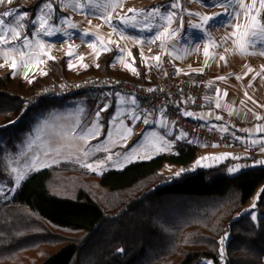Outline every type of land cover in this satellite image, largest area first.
I'll list each match as a JSON object with an SVG mask.
<instances>
[{"label":"trees","instance_id":"1","mask_svg":"<svg viewBox=\"0 0 264 264\" xmlns=\"http://www.w3.org/2000/svg\"><path fill=\"white\" fill-rule=\"evenodd\" d=\"M44 2L18 0L19 10L32 21ZM131 51L135 72L116 65L118 50L112 47L83 70L70 68L62 56L32 81L1 75L0 135L10 121L60 98L23 109V96L54 79L104 75L156 86L158 70L146 66L138 47ZM4 154L0 151L3 167ZM199 154L200 146L184 139L175 153L102 175L68 164L33 173L12 200L0 201V264H220L218 241L226 233V264H264V166L234 175L228 163L185 169ZM166 164L183 171L168 176L162 171ZM259 188L258 222L249 214L235 218Z\"/></svg>","mask_w":264,"mask_h":264},{"label":"rangeland","instance_id":"2","mask_svg":"<svg viewBox=\"0 0 264 264\" xmlns=\"http://www.w3.org/2000/svg\"><path fill=\"white\" fill-rule=\"evenodd\" d=\"M187 1L190 0H180L181 9L179 11L183 14L182 27L180 16L178 15L174 17V22L170 26L171 31L173 29L180 28H186L187 30V27H189L191 24L201 23V20L198 17L204 16V14L208 16H215L220 13H225L226 11L231 12L235 10V6H232L227 10L223 8L221 10H218V13H215V9L211 7H203L202 3H200L199 0H192V3L190 5L187 4ZM51 2L52 8L54 9V19L57 22L56 34L47 37H39V39H43L45 41L43 52L47 53V55L40 54L38 56V59L40 61L39 63H36L34 60L28 69L18 67L14 73L11 69V58L7 63H5L2 54H0V65H2L0 66V76L11 72L15 77L32 81L38 76L45 75V73L49 71L50 63L54 59L62 56L68 57L69 64L73 66L71 68H74L76 70H83L91 64H96L97 58L101 54V52L105 51V48L111 49L112 46L116 43H118V56H121V59L119 61L116 60V64L121 65V63L124 62L123 64L125 66L127 65L131 68H134V66L131 65L133 63V55L132 51L129 50V46L130 44H135V42L130 40V43H127V39L125 41L124 39L120 41V39L118 38L120 36L119 33L113 32L112 27H110L104 19L100 18L99 12L94 10L90 5H86L85 0H64L63 4L61 3V0H51ZM170 2L158 4L154 0H124L122 6L116 7L112 11V22L115 23L126 15L130 16V9L140 11L152 9L157 6L166 7ZM244 2L246 6H251L252 4V0H244ZM45 3L46 2H44L43 5H45ZM77 4L84 5V7L76 8L75 5ZM43 5L39 7L37 16L40 14ZM19 8L20 6L18 4V0H11L10 3L8 2V0H5L3 4H0V14L9 11H15L17 15L27 14L26 16H24L22 22L27 28V34L33 37L32 43L34 45L36 37L32 32L33 25L29 20V14L26 11L19 10ZM45 11H47V9H45ZM85 12H89L91 14L85 15ZM254 12H259V19L264 21V10L259 8V0H257V7ZM189 13H191L192 15H189ZM64 18L68 19L65 20ZM218 18L224 19V17ZM4 19L6 21H9L12 18L4 17ZM236 22L237 21H233V23ZM250 22L251 17L249 16L243 21V24L249 25ZM68 24H74L76 27L74 29H70L68 27ZM116 27L118 29H121L122 25L117 23ZM216 28L219 27L209 28L207 30V34L203 37H201V34L198 31L192 29L189 35L190 39L195 41L199 38H206L207 40H209L212 47V49L209 50V54L210 51L211 53H215L216 50H220L219 42L217 40V34L220 33V30L215 33L212 32ZM228 28L232 27L230 26ZM122 30L126 34H129L133 37H139V32L140 34L145 35V37H152L155 32L154 29L153 32H149L148 35L146 34L148 33L146 31H138L131 28H123ZM244 31L245 27L242 26L240 32L243 33ZM84 32H88L89 35L85 36L83 34ZM226 33L231 34V31L226 30ZM24 35L25 33L21 32V40L23 39ZM183 38H187V33L184 32L182 33L181 37H179L178 32L173 39L167 41L164 49L161 48V44L163 42L157 40L156 42H159L161 49V54L159 56L161 59L160 61L156 60L157 63H160L161 61L163 62L164 57L168 55V53H166V50H174L184 47ZM109 41H111V43H109ZM20 42L21 41H15L11 43L19 44ZM89 44H93L95 46L89 47ZM145 44L147 45L148 43ZM148 46L151 45L148 44ZM258 49H264V44L258 45ZM23 50L26 53L28 52L27 49ZM69 53H71V56L69 55ZM253 55L256 56V58H253L254 62H261L262 64H264V54H261V52L257 50ZM11 56L12 54H10V57ZM168 56L170 57V63L173 66V56ZM81 57L83 59H80ZM153 57L156 56L147 55L144 58H147V60L145 61H148L147 66L149 68L158 70L160 66H158V69L154 68L155 66H152L155 61ZM14 58L17 60L19 65L21 57L18 54H15ZM85 65L87 67H85ZM25 71H27V79L25 78ZM87 78L88 77L83 79ZM83 79H70L67 82L80 81ZM54 82L66 81L54 79L53 83ZM50 85H48L47 87H49ZM47 87H44L42 89H45ZM42 89L35 91L29 95L23 96V109L27 108L28 106L34 107L35 105L41 103L45 98H47H42V101H39L37 103H27L31 97L32 99H35L37 93ZM120 97L125 98L123 105L120 102ZM104 107L105 106H103L102 108L98 107L95 98L90 95H78L70 98L60 97L59 99L52 101L50 104L44 106L43 108L37 109V111L34 112L27 113L22 118L16 119L14 121L15 123H12V126H10L7 130L2 131L0 135V151L5 150L4 162L6 165L4 167L0 166V189H2V191H0V201L6 202L12 200L21 185L24 183L22 182L19 187H16L10 176L11 168L17 167L18 169L23 170V166L26 163L30 162L29 158L32 156V154L34 152L42 153L45 148L50 147L53 149H59V153L56 154L50 152L47 158L50 162L53 160H55V162L50 163V166L43 167L40 170L47 169L53 166L68 164L70 165V167L82 168L96 174L101 170L102 174L109 169L123 170L128 164L132 162L151 160L160 153H155V151H152V148L154 146L152 140H155L159 144L158 135H160L159 132L154 128H147L142 123L140 125L141 133L139 135L133 133V129L136 126L137 121L132 119L128 112L135 108V112L140 115L141 111L139 110V103L133 106L128 101L126 96H119L113 102V105H109L107 107L106 111H101V109H103ZM97 112L100 113L98 123L101 126V131L99 132V134L95 138L91 139L82 140L77 138L76 134L79 133L80 129L84 125L96 121ZM113 121H115V124H113ZM129 121L133 122V124H129ZM72 127H75V132H68L67 130ZM126 127H131L132 132L130 134L126 133V138H121V136L118 134L117 129H119L120 131H125ZM108 133H112L111 140L107 139ZM149 133H156V135L151 136L149 135ZM29 141H32L31 146L29 145ZM193 141L197 142L195 140ZM102 143L107 146L106 151H92L89 155H85V153L88 152L89 149H92L93 146H98ZM116 148H119L120 150H116ZM116 153H119L120 155L117 158L115 156L117 155ZM133 153L135 154V159L127 163L122 168L109 166L113 161L122 160L125 154ZM108 155L112 156L111 161L107 159ZM99 161H102V163H99ZM86 163H92L93 167L96 168L97 171H92L84 166ZM207 166L208 165H205L204 167ZM180 170L181 168L166 164L163 167L162 171L166 175L170 176L179 173ZM35 172L37 171H33L31 175ZM228 172L230 174H235L230 171ZM261 189L262 188H259L257 190L251 201L239 213L235 215V218H239L244 214L250 213L256 215L257 218L260 216V212L257 209V202L259 200ZM226 234L228 238L226 244L224 245V248L226 247L227 242L230 238V233ZM225 235H223V237ZM206 263L214 264L212 261H206ZM220 264H226L225 253L224 257L221 258Z\"/></svg>","mask_w":264,"mask_h":264},{"label":"snow or ice","instance_id":"3","mask_svg":"<svg viewBox=\"0 0 264 264\" xmlns=\"http://www.w3.org/2000/svg\"><path fill=\"white\" fill-rule=\"evenodd\" d=\"M5 0H0V4H3ZM10 3L11 0H8ZM64 0H61V3L63 4ZM124 0H85L86 5H90L94 10L99 12L100 18L104 19L106 23L109 24L110 27H112L113 32H118L122 39H129L134 41L135 43H148L153 44L157 40L162 41L161 48L164 49L165 45L168 40L173 39L179 29H173L172 31H169L171 24L174 22V17L180 16L181 21V27L183 23V14L179 11L181 9V3L180 0H171V2L166 7L157 6L152 9L148 10H140L137 11L135 9H130L129 12L131 13L130 16L126 15L122 17L119 21L113 23L112 22V11L116 7L122 6ZM200 3H202L205 7H223L226 10L232 6H235V10L225 13H220L215 16H201L199 19L201 20V23L199 24H191L190 27L196 31H198L201 34V37L205 36L207 34V30L211 27H222L224 24H229L233 31L230 34L229 38L226 39H232V43L236 45L237 51L240 55L246 56V55H252L255 51L259 50L261 54H264V49H258V45L264 44V21L259 19L260 13L254 12V10L257 7V0H252L251 6H246L244 0H199ZM76 8H82L84 5H75ZM259 8L264 10V0H259ZM47 9V11H45ZM75 10V8H74ZM176 10V11H173ZM54 9L52 8V2L51 0H46L45 5L42 6V10L40 14L31 21V24L33 25L32 32L34 36L36 37L35 44L33 45L32 40L33 37L29 36L27 34V28L25 24L22 22L24 19L23 15H17L15 11H9L4 12L3 14H0V54H2L3 59L5 63L8 62V60L11 58V69L15 73L18 67H21L23 69H28L29 66L33 63L35 60L36 63H39L38 56L40 54L47 55V53L43 52V49L45 47V41L43 39H39V37L44 36H52L56 34V28H57V22L54 19L53 15ZM85 15H90L91 13L85 12ZM189 15H192L189 13ZM251 17V22L249 25H244L243 21L247 19L248 17ZM4 17H11L12 19L9 21H6ZM218 17H224V19H219ZM67 20L68 18H64ZM233 21H237L236 23H233ZM122 25L121 29H118L116 27V24ZM245 27V31L243 33L240 32L241 27ZM68 27L70 29H74L76 26L74 24H68ZM123 28H131L138 31H148L153 32L155 29L154 35L145 41L143 38L140 37H133L129 34H126L122 29ZM21 32H24L25 35L23 39L21 40ZM85 36L89 35L88 32L83 33ZM15 41H21L19 44L17 43H11ZM111 43V41H109ZM95 45L89 44V47H94ZM23 49H27L28 52L26 53ZM105 51H108L109 49L105 48ZM227 51V49H225ZM10 54L12 56L10 57ZM15 54H18L21 57V61L18 65L17 60L14 58ZM71 56V53H69ZM205 56H208L207 50L205 51ZM26 57V58H25ZM51 58V57H49ZM80 59H83L82 57ZM121 59V56L117 57V60L119 61ZM147 59V58H145ZM153 59L160 61V57H153ZM220 60H225V57L221 56ZM208 61H205V64L207 65ZM2 66V65H0ZM98 66V65H97ZM159 66V64L157 65ZM69 67H73L71 64H69ZM85 67H87L85 65ZM126 67H129L126 65ZM131 71L135 72V68H130ZM251 71V69H250ZM46 74V73H45ZM25 78L27 79V71H25ZM239 79V77H236ZM217 79L224 80L225 77H218ZM251 86V85H249ZM148 91H155L154 89H148ZM219 89L216 90L217 95L219 96ZM119 96V94H117ZM223 95L226 97L227 92L225 91ZM247 95V93L245 94ZM124 97H120V102L123 105L124 103ZM128 101L133 105L138 104V99L134 96L127 97ZM205 99H209L208 97H205ZM251 99V97H249ZM110 105L109 101L105 102V107L101 109V111H106L107 107ZM216 108H221V103L219 99L216 101ZM226 108L228 106H225ZM128 114L132 117V119L136 120L137 122L141 121V116L135 112V108H133L131 111L128 112ZM163 114V113H162ZM187 116H193V113L187 112L184 113ZM229 114H231V110L229 109ZM99 115L100 113H96V121L90 122L87 125H84L79 133H77V138L79 139H91L95 138L99 132L101 131V126L99 125ZM216 120H221L222 117L217 115L215 117ZM257 119H260V117L257 115ZM142 122L147 125L149 124V120L147 118H143ZM11 123H15L10 121ZM153 123H159L161 128H167L168 125L163 122H156L153 121ZM113 124H115V121H113ZM7 127V126H5ZM68 132H75V127H72L67 130ZM118 134L121 136V138H126V133L130 134L132 132L131 127H126L125 131H120L117 129ZM226 131V129H225ZM258 131L264 132V127L258 128ZM166 135H171V133H165ZM151 136H155L156 133H149ZM249 136H251V133H249ZM112 133L107 134V139L111 140ZM179 138H186V134L181 132L179 134ZM247 142V141H245ZM251 142L256 145L257 144V138L252 137ZM29 145H32V141H29ZM173 145L169 143V141L165 140L163 135L160 137V145L156 146L154 145L152 148V151H155L157 153L163 152L167 149H170ZM262 150H264V145H261ZM99 150H107V146L103 143L98 146H93L92 149H89L88 152L85 153V155H89L92 151H99ZM53 152L58 154L59 149H53V148H45L43 152H34L32 156L29 158L30 162L26 163L23 166V170L18 169L17 167L11 168V179L15 183L16 187H19L22 182H25L31 175L33 171H38L43 167L50 166V163H54L55 160L49 161L48 156L49 153ZM43 157V158H42ZM226 157H211V158H202V159H225ZM107 159L109 161L112 160V156L108 155ZM135 159V154H125L124 158L122 160L113 161L110 167H117L122 168L127 163L131 162ZM232 159H239L238 157H232ZM99 163H102V161H99ZM260 164H264V160L259 161ZM84 166L89 168L92 171H97L96 168L93 167L92 163H86ZM239 166H236L235 168L229 169L230 172L235 173L239 171ZM183 171V170H181ZM97 174H102V170L98 171ZM181 173H177L176 175L179 176ZM2 191V189H0ZM250 218L254 222H258V218L256 215L249 214ZM227 234L222 237L218 241V252L221 258L224 257L225 248L224 245L227 241ZM118 251L123 252V249H119Z\"/></svg>","mask_w":264,"mask_h":264},{"label":"crops","instance_id":"4","mask_svg":"<svg viewBox=\"0 0 264 264\" xmlns=\"http://www.w3.org/2000/svg\"><path fill=\"white\" fill-rule=\"evenodd\" d=\"M154 1H156L158 4H161L163 2H170L171 0ZM191 3L192 0L187 1L188 5ZM202 6L205 7L203 4ZM211 8L215 9V13L218 10L223 9V7L219 6ZM228 27L230 26L224 24V26L216 28L214 31H212L215 33L220 30V33L217 34L220 50H216L215 53H211L210 51L209 54V50L212 49V47L209 40L206 38H199L195 41L190 39L189 35L192 30L190 26L187 27V30L186 28H180L178 31L179 37H181L182 33H187V38H183L184 47L174 50H166V53L173 56L174 69L181 77H198L204 71H209L211 73L212 81L210 83L207 96L209 99L206 100V106L201 112L200 119L205 126H208L221 134L230 135L237 145L235 147L220 148L194 142L188 138H180L178 141L174 142L171 138L173 133L172 124L163 116L161 111H155L154 113L148 115L140 114L141 121L137 122L136 126L134 127L138 128L139 134L141 133L140 125L143 123L142 120L143 118H147L150 123L147 125L143 123L145 127L150 129L154 128L160 134L158 135L159 144L155 140H152V143H154L156 146H159L160 137L163 135L164 139L173 145L170 149L160 152L155 157L164 153H175L181 141L187 139L188 142L200 146V154L198 158L189 167H187L188 170L195 171L228 163V171L229 169L239 166L240 170L235 172L236 174L252 166H264V164L259 163V161L264 160V150L261 148V145H264V132L258 131V128L264 127V64L261 62H254L253 58H256V56L253 54L242 56L238 53L236 45L232 43V39H226L230 37V33H226V30L231 32L233 30V28ZM169 31H171V29H169ZM146 34L149 35V32ZM138 36L146 40L151 37H145V35L140 34V32ZM118 38L120 41H122L121 36ZM125 40L126 39H124V41ZM127 43H130L129 39H127ZM145 43H135L136 45L134 43L130 44L129 50H131L134 46L138 47L144 61L147 60L144 58L147 55L156 57L160 56L161 49L159 42L150 44L151 46H148V44L146 45ZM117 45L118 43L112 47L117 48ZM225 49H227V51ZM206 50L208 52V56H205ZM221 56L225 57V60H220ZM206 60L208 61L207 65L205 64ZM161 62L157 63L155 60L152 66H155L154 68L158 69L157 65L159 64L160 66ZM123 63H121V65H116L120 68L130 70L131 67H126ZM147 63L148 61H145L146 66ZM131 65H133V63ZM221 76L225 77V79H217ZM236 77H239V79ZM217 89L220 90L219 96L216 92ZM225 91L227 92L226 97L223 95ZM246 93L247 95H245ZM249 97H251V99H249ZM217 99H219L221 103V108L219 109L215 106ZM225 106L228 107L226 108ZM229 109L231 110V114H229ZM217 115L221 116L222 119L216 120L215 117ZM257 115L260 117V119H257ZM153 121L166 123L168 127L161 128L159 123H153ZM129 124H133V122L129 121ZM165 133H171V135H166ZM249 133H251V136H249ZM252 137L257 138L256 145L251 142ZM245 146L251 147L253 149L250 151L242 150V147ZM116 150L120 149L116 148ZM115 156L117 158L120 155L118 153ZM211 157L226 158L202 159ZM232 157H238L239 159H232ZM205 165L208 166L204 167Z\"/></svg>","mask_w":264,"mask_h":264},{"label":"built area","instance_id":"5","mask_svg":"<svg viewBox=\"0 0 264 264\" xmlns=\"http://www.w3.org/2000/svg\"><path fill=\"white\" fill-rule=\"evenodd\" d=\"M158 72L161 75L156 86H143L131 81L97 75L80 81L54 82L49 87L32 97L28 104L42 101L45 97H73L78 95L93 96L97 106L102 108L105 102L110 105L119 96H134L138 99L139 110L142 115H148L155 111H161L163 116L170 121L173 127L172 139L178 141L181 132L204 145L220 148L235 147L237 143L230 135L221 134L218 131L205 126L201 119V112L206 106L205 97L208 96L212 75L209 71L201 73L197 79L189 80L181 77L170 63V57L166 55ZM154 89L155 91H148ZM119 94V96L117 95ZM191 112L193 116L184 113ZM134 134H139L138 128L133 129ZM251 147H242V150L250 151Z\"/></svg>","mask_w":264,"mask_h":264}]
</instances>
